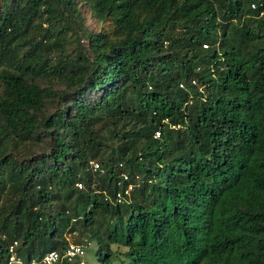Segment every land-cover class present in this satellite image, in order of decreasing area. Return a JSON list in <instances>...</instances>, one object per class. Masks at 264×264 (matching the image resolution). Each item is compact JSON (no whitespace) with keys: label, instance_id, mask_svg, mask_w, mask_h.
<instances>
[{"label":"trees","instance_id":"trees-1","mask_svg":"<svg viewBox=\"0 0 264 264\" xmlns=\"http://www.w3.org/2000/svg\"><path fill=\"white\" fill-rule=\"evenodd\" d=\"M82 237L264 264V0H0V263Z\"/></svg>","mask_w":264,"mask_h":264},{"label":"built area","instance_id":"built-area-1","mask_svg":"<svg viewBox=\"0 0 264 264\" xmlns=\"http://www.w3.org/2000/svg\"><path fill=\"white\" fill-rule=\"evenodd\" d=\"M254 7V4L251 5ZM95 167L94 162H90ZM126 178V177H125ZM130 186L125 190L127 193L130 190ZM120 194H118V198ZM17 242L14 241L8 247V258L0 264H69L72 263L77 257L85 254L87 248L90 245L89 241H84L79 244L70 243L63 251L51 250L46 252L39 258H32L29 261H24L15 251Z\"/></svg>","mask_w":264,"mask_h":264},{"label":"rangeland","instance_id":"rangeland-1","mask_svg":"<svg viewBox=\"0 0 264 264\" xmlns=\"http://www.w3.org/2000/svg\"><path fill=\"white\" fill-rule=\"evenodd\" d=\"M88 24L89 25H93L91 19L88 20ZM81 42H83V40H81ZM72 236L74 237L72 239L79 238L78 234L77 235H72ZM67 237H69V236L67 235ZM82 240L83 241H88L89 239L84 237ZM90 243L91 244L89 245V248H87L86 254L82 258L83 262H81L80 264H98V262L96 260V257H95L96 242L95 241H91ZM111 248L115 251V259L112 262V264H119L120 260L124 259V255L123 254L126 251V248L124 246L118 245V244L117 245H112Z\"/></svg>","mask_w":264,"mask_h":264}]
</instances>
